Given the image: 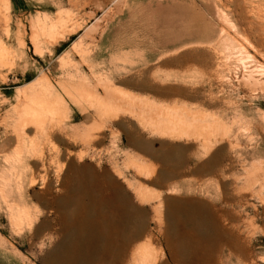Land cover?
Returning a JSON list of instances; mask_svg holds the SVG:
<instances>
[{"label": "rangeland", "instance_id": "374dc122", "mask_svg": "<svg viewBox=\"0 0 264 264\" xmlns=\"http://www.w3.org/2000/svg\"><path fill=\"white\" fill-rule=\"evenodd\" d=\"M0 44V264H133L147 241L156 264H264V0H0ZM38 94L49 137L16 131ZM144 108L219 133L161 137Z\"/></svg>", "mask_w": 264, "mask_h": 264}, {"label": "bare ground", "instance_id": "6f19581e", "mask_svg": "<svg viewBox=\"0 0 264 264\" xmlns=\"http://www.w3.org/2000/svg\"><path fill=\"white\" fill-rule=\"evenodd\" d=\"M4 49H5L4 45L0 44V57L4 56ZM106 90L109 91L110 89L107 88ZM106 95L108 96V94ZM116 100L117 99L113 97L112 98L106 97V99L105 97L97 98V99H92L93 102H91L90 105L96 109L100 117L106 116V115L110 116V114H112L113 115L112 118H116L118 114L121 112V110L123 109V105L118 103ZM19 105H21L22 108L20 107L21 111L19 110L20 112H18V119L16 121V131L18 132L19 130H24L26 128H32L35 130V132H39V133L41 132L43 134H46V136H48L49 133L47 132V123L49 122L48 121L49 119L51 120L52 113L55 110L56 101L54 102L53 100L44 98L38 94V95L29 97V98L24 97L23 101L20 100ZM131 113L134 114V112H131ZM137 119L139 120L141 127H143L144 129L149 127L151 131L159 134L161 137H167L170 139H177L180 137H190V138H197V139L202 138L204 141L203 144L205 146L204 148L206 149V151H209L210 148L212 147L210 137L216 136L219 133L215 125H212L209 123H203L198 118L185 117L184 115L178 112L169 111V110H166L165 112H158V111L148 112L146 108H144L142 109V111H140L137 114ZM17 132L14 134L15 140H17V143H20L21 140ZM209 153L210 152H207V155ZM131 165L136 170L139 176L145 175L146 177H149L153 173L152 171H149L145 167L140 166L138 164L133 163ZM137 193H138V196H141L143 200L144 199L151 200L152 196H150V194L146 192L144 189L142 188L137 189ZM93 220L97 221L95 218ZM67 222H70V221H67ZM133 258H136L134 259L133 264H156L158 260V258L154 256V254L151 251L150 241H147V243L137 248L135 252L133 253Z\"/></svg>", "mask_w": 264, "mask_h": 264}]
</instances>
